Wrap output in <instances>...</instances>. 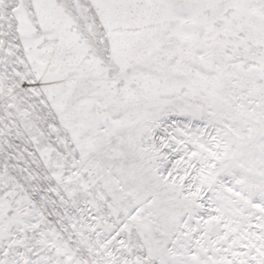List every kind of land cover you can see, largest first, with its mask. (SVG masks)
I'll return each instance as SVG.
<instances>
[{
	"label": "snow or ice",
	"instance_id": "snow-or-ice-1",
	"mask_svg": "<svg viewBox=\"0 0 264 264\" xmlns=\"http://www.w3.org/2000/svg\"><path fill=\"white\" fill-rule=\"evenodd\" d=\"M0 264H264V0H0Z\"/></svg>",
	"mask_w": 264,
	"mask_h": 264
}]
</instances>
